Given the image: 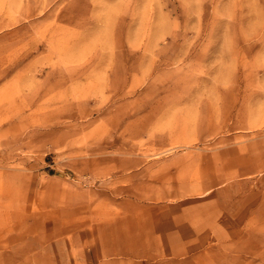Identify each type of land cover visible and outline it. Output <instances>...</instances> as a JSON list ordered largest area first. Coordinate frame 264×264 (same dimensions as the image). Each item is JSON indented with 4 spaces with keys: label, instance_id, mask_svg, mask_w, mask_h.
<instances>
[{
    "label": "rangeland",
    "instance_id": "rangeland-1",
    "mask_svg": "<svg viewBox=\"0 0 264 264\" xmlns=\"http://www.w3.org/2000/svg\"><path fill=\"white\" fill-rule=\"evenodd\" d=\"M0 264H264V0H0Z\"/></svg>",
    "mask_w": 264,
    "mask_h": 264
},
{
    "label": "crops",
    "instance_id": "crops-1",
    "mask_svg": "<svg viewBox=\"0 0 264 264\" xmlns=\"http://www.w3.org/2000/svg\"><path fill=\"white\" fill-rule=\"evenodd\" d=\"M172 237H173V235L170 234V238L168 239V241H172ZM175 242H177V241H175ZM178 242H180V241H178ZM101 245H102V249L103 250H107L108 249L107 245H106V243L104 241L101 243ZM136 252H138V250H136ZM142 254H153V251H151V249H150V244H146L145 241L143 242ZM174 254H177V253H174Z\"/></svg>",
    "mask_w": 264,
    "mask_h": 264
}]
</instances>
